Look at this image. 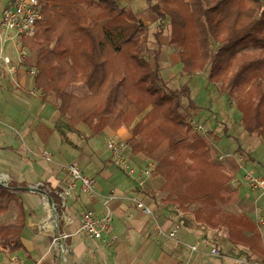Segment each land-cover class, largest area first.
<instances>
[{
    "label": "trees",
    "instance_id": "obj_1",
    "mask_svg": "<svg viewBox=\"0 0 264 264\" xmlns=\"http://www.w3.org/2000/svg\"><path fill=\"white\" fill-rule=\"evenodd\" d=\"M146 1L160 21L152 60L147 57L150 26L115 0H41L44 20L36 35L24 40L36 54V89L60 101L71 129L85 125L87 139L107 128H130V153L155 164L154 175L165 179V202L191 214L197 224L225 229L230 242L247 244L263 260L253 222L225 210L238 188L229 187L232 177L212 162L207 137L190 124L189 110L201 108L189 86L172 90L164 80L161 50L169 19V44L179 50L184 76L207 70L210 83L234 96L249 135H264V0ZM95 77L93 93L80 97L68 92ZM0 199L18 201L11 185H0ZM26 222L20 205L12 224L0 223L1 252L25 249Z\"/></svg>",
    "mask_w": 264,
    "mask_h": 264
},
{
    "label": "crops",
    "instance_id": "obj_2",
    "mask_svg": "<svg viewBox=\"0 0 264 264\" xmlns=\"http://www.w3.org/2000/svg\"><path fill=\"white\" fill-rule=\"evenodd\" d=\"M138 20L142 21L140 15ZM7 44L13 51V43ZM7 44L3 46V55L9 56L12 64L2 63L0 72V174L11 178L12 189L28 190L32 185L43 183L39 190L49 196L52 194L57 198V203L59 199L55 190L70 181L65 170L67 165L76 163L85 175L97 180L96 196L74 194L69 197L67 213L74 223L70 226L60 224L61 232L69 234L61 248L52 246L53 229L50 230L51 224L46 222L49 202L44 200L43 194L28 190L25 200H33L34 214L29 210L30 206L25 209V249L18 252L22 257L16 256L18 253L6 252L13 256L11 264H235L236 260L250 264L264 263V259L251 253L247 244L230 242L225 229L197 224L191 214L183 213L177 205L165 202L166 197L159 194L165 183L162 176L153 175L141 189L136 180L114 163L106 145L110 138L127 142L131 137L130 128L123 127L118 131L107 128L91 139H87L89 132L84 125L71 129L62 116L58 99L54 96L44 97L38 90L33 93L36 78L26 71L27 67L35 65L33 54L21 60L16 54L5 53ZM179 64L181 68L178 65L174 67L178 70V76H183V64ZM12 66L15 72L11 71ZM174 74L171 68L162 69L163 78L172 90L177 89L172 82L176 79ZM94 81L98 82L99 78L95 77L90 84L74 88L86 87L90 94ZM198 112L189 110L192 118ZM225 134H228L227 127ZM100 137L101 143L94 142L95 138ZM209 143L212 162L223 165L226 173L232 179H237L238 171L219 161V152H214L215 142L209 140ZM45 151L52 155V161L45 159ZM130 155L139 167L153 163L142 155ZM241 185L229 183L231 189L238 188V195L234 203L225 206V210L253 222L264 250V228L260 229L254 219L257 197L254 194L251 202L246 200L243 189H239ZM110 192H114L117 198L107 202ZM133 198L151 208L153 215H147L137 208ZM85 210H92L99 217H104L108 210L112 212L113 229L107 240L117 236L115 244L105 245L78 232L80 216ZM156 222L167 232L176 226H179V231L173 239H168L157 234ZM244 235L254 238L250 231H245ZM194 246L197 250L193 251ZM213 249L217 250V254H212ZM225 250L240 252L242 258L222 255Z\"/></svg>",
    "mask_w": 264,
    "mask_h": 264
},
{
    "label": "built area",
    "instance_id": "obj_3",
    "mask_svg": "<svg viewBox=\"0 0 264 264\" xmlns=\"http://www.w3.org/2000/svg\"><path fill=\"white\" fill-rule=\"evenodd\" d=\"M43 4L41 0H8V5L3 10L0 21V72L2 63L6 65L12 64V59L9 56L3 55V46L8 42L13 43L15 54L19 59H23L31 55L30 49L24 44L25 39L33 38L39 28V24L44 20L42 12ZM11 71L16 69L12 66ZM27 73L33 77H37L39 69L35 65L27 67ZM37 89L35 88L33 93ZM191 126L199 134L207 137L205 127L198 123L194 118L190 119ZM210 139V138H209ZM107 148L112 155V159L123 171L138 182V185L143 189L146 181L154 175L155 164L146 163L139 167L131 158L129 145L126 141L110 138L107 143ZM44 157L48 161H52V155L49 152H44ZM219 161H223L225 156H219ZM66 172L70 178L64 186L55 190L59 199L58 203H53L50 206L47 203L49 217L46 222L51 224L50 230L53 229L52 246L54 248H61L64 240L69 237V234L61 232L60 224L70 226L74 223L71 216L67 213L68 199L74 194H82L89 197L97 195V180L94 177L85 175L76 163L69 164L65 167ZM243 183L249 188L251 192L256 195V203L254 206V219L260 229L264 228V177L257 175L254 172H246L243 177ZM232 185H241V182L233 178ZM0 185L9 187L11 185V178L8 175L0 174ZM44 186L43 183L32 185L29 188L32 191L39 190ZM114 192H110L107 196V202L116 199ZM44 200L48 202L45 198ZM132 201L137 208L141 209L147 215H153L151 208L140 202L137 198ZM113 215L110 210L107 211L104 217H99L94 211L87 210L83 212L79 220L78 232L82 233L91 240L101 241L105 245L115 244L118 241L117 236H111L110 240L107 237L111 235L113 229ZM46 225V224H44ZM155 231L157 234L173 239L179 231V226L167 232L163 227L156 222ZM192 250H197V247H192ZM212 254H217V250L213 249ZM235 264H250L242 260H236ZM264 264V263H263Z\"/></svg>",
    "mask_w": 264,
    "mask_h": 264
},
{
    "label": "rangeland",
    "instance_id": "obj_4",
    "mask_svg": "<svg viewBox=\"0 0 264 264\" xmlns=\"http://www.w3.org/2000/svg\"><path fill=\"white\" fill-rule=\"evenodd\" d=\"M115 1L119 4L120 7L131 9L134 13L137 14V16L140 15V17L142 18V22L150 26L151 33L149 36V49L147 51V57L148 59L152 60L154 51L157 48L154 33L160 24L157 15L148 9L149 4L146 0ZM7 2V0H0V19L2 17L3 10L6 8L5 6L8 5ZM185 2L190 5L191 0H185ZM165 27L166 29L162 38L161 66L162 68H164V70H168V68L174 70L176 79L172 82L177 86V89L181 86H189L192 100L196 103L197 106L201 108L198 114L194 117L195 120L205 127V134L208 135V141L210 140V142H215L216 148L214 149V152H219V156H225V160H223L224 163L227 166H233L238 171L237 179L240 180L243 184L239 186V189H243V196H245L246 200L249 199V202H251V200L254 198V193L246 187V185L242 181V178L244 177L246 172H254L257 175H261L264 177V135H249L244 127L242 114L237 108L234 96H231L229 93L222 94L219 84L210 83L208 80L207 70L193 76H178V70H176L175 67L176 65H178V67L181 68L179 64V62H181V59L179 56L178 48L175 45L169 44L171 33L169 19L166 20ZM5 50L6 54H13L14 56L15 50L12 51L9 44H7ZM31 54H33V61H35L36 54L33 52H31ZM167 72L170 71H165V73ZM95 85L94 87H96ZM68 92L80 97L89 94V91L86 87H73L70 88ZM91 93H93V90L91 91ZM84 127L88 130L85 125ZM226 127L228 129L227 135L225 134ZM209 130L211 131V133L209 132ZM94 142L101 143L102 137L95 138ZM13 190L17 193L18 201L6 202L5 199H0V208L6 207L7 209L5 213L0 211V223L12 224L19 214L20 205L24 210L29 209L28 207L30 206L29 210L34 214L32 208L33 200H25L26 192L28 191L27 188L21 190ZM163 193L164 192H159V194H162V196L166 197V194ZM40 204H42V199ZM223 254H229V256L233 259L234 257L242 258L240 252H226L225 250L222 255ZM16 256L22 257L19 253ZM12 257L13 256L11 254L9 255L6 252L0 251V264H11Z\"/></svg>",
    "mask_w": 264,
    "mask_h": 264
},
{
    "label": "water",
    "instance_id": "obj_5",
    "mask_svg": "<svg viewBox=\"0 0 264 264\" xmlns=\"http://www.w3.org/2000/svg\"><path fill=\"white\" fill-rule=\"evenodd\" d=\"M28 190H29V191H32L31 188H29ZM32 192H34V191H32ZM35 192H39V193L43 194L44 198L49 202L50 206L53 205L52 200H51V198H50V196H49L48 194L44 193V192L41 191V190H36Z\"/></svg>",
    "mask_w": 264,
    "mask_h": 264
}]
</instances>
